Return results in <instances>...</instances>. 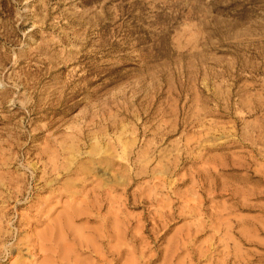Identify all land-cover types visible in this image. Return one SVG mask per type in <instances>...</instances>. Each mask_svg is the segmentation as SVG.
<instances>
[{
    "label": "rangeland",
    "instance_id": "1",
    "mask_svg": "<svg viewBox=\"0 0 264 264\" xmlns=\"http://www.w3.org/2000/svg\"><path fill=\"white\" fill-rule=\"evenodd\" d=\"M0 102V264H264V0H0Z\"/></svg>",
    "mask_w": 264,
    "mask_h": 264
},
{
    "label": "bare ground",
    "instance_id": "2",
    "mask_svg": "<svg viewBox=\"0 0 264 264\" xmlns=\"http://www.w3.org/2000/svg\"><path fill=\"white\" fill-rule=\"evenodd\" d=\"M47 16H49V14H46V16L45 17H47ZM67 26V25H66ZM34 28H36V26L34 27ZM75 30V29H74ZM76 33V32H75ZM62 34V33H61ZM67 35V34H66ZM59 36V35H58ZM65 38V37H64ZM75 41V40H74ZM65 44H66V40H60L59 42H55L52 46V48L53 49H56V48H58V47H65ZM77 44V43H76ZM66 46H67V44H66ZM84 46H86V44H84ZM84 46H83V48H84ZM81 48H82V46H81ZM80 48V49H81ZM45 49V48H44ZM63 50H64V48H62ZM79 49V48H78ZM40 50V49H39ZM46 50H48V49H46ZM74 50H77V49H74ZM73 50V48L72 47H69V49L68 50H64L61 54H59L58 52V54H56L55 56H54V60H52V64L53 63H55V65H56V67L60 64V66L55 70H53L52 72L54 73V72H63V71H65L68 67H72L71 68V71L74 73V75H72V78H75L74 76H76V72H80L81 71V69H82V67L80 66V65H78L80 62H81V59L82 58H84L85 57V55H79L80 54V52L82 51V50H78V51H74ZM48 52H49V50H48ZM41 53V52H40ZM43 53V52H42ZM47 53V52H46ZM45 53V54H46ZM53 53V52H52ZM55 53V52H54ZM53 53V54H54ZM73 54H75V55H73ZM44 55V54H43ZM47 55V54H46ZM49 55V54H48ZM51 55V54H50ZM51 59V58H50ZM45 60V59H44ZM48 61H49V59H48ZM17 62V61H16ZM47 62V61H46ZM62 64V65H61ZM74 66V67H73ZM52 69V68H51ZM50 71V70H49ZM85 72H83V73H80L79 74V76H78V79L76 80V79H68V81L66 82H64L63 84H62V86L60 87V90L59 91H57V90H55L54 89V91H52L51 92V95L52 96H55L56 94L58 95V101L60 102V101H63V100H67V101H70V100H72L77 94H79V93H81L82 92V88H79V87H77V89H73L74 91L73 92H71L70 93V95L69 96H67V93H66V90L71 86V85H73L74 86V83H75V81H81V80H83L84 79V77H85ZM56 76H58V75H56ZM60 78V77H59ZM57 79V78H56ZM57 83H59V82H57ZM93 83V81L92 80H90V81H86V84L87 85H90V84H92ZM84 85V84H83ZM24 87V86H23ZM73 88V87H72ZM24 89H28V88H25L24 87ZM50 93V92H49ZM50 95V96H51ZM49 96V95H48ZM18 97V96H17ZM51 99V98H50ZM2 103L0 102V105H1ZM238 203V202H237ZM6 215V214H5ZM66 237V236H65ZM58 253V252H57ZM67 258V257H66ZM54 259V258H53ZM55 260V259H54ZM53 263V262H52ZM56 263V262H55Z\"/></svg>",
    "mask_w": 264,
    "mask_h": 264
}]
</instances>
